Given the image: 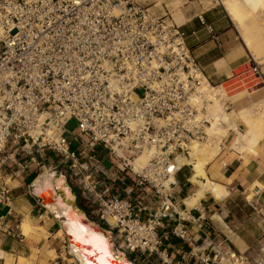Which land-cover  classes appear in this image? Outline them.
<instances>
[{"label": "built area", "instance_id": "built-area-1", "mask_svg": "<svg viewBox=\"0 0 264 264\" xmlns=\"http://www.w3.org/2000/svg\"><path fill=\"white\" fill-rule=\"evenodd\" d=\"M249 70L260 73L254 62ZM230 100L205 79L170 16L133 0H0V232L12 233V181L63 171L133 263L186 264L163 245L168 235L188 242L176 158L210 144L212 124L225 126L211 107L229 113ZM142 153L149 159L136 167ZM110 181L123 186L115 192ZM201 245L207 253H188L194 264H264L222 249L208 232Z\"/></svg>", "mask_w": 264, "mask_h": 264}, {"label": "crops", "instance_id": "crops-1", "mask_svg": "<svg viewBox=\"0 0 264 264\" xmlns=\"http://www.w3.org/2000/svg\"><path fill=\"white\" fill-rule=\"evenodd\" d=\"M133 1L148 7L157 16H170L175 23L172 13L177 9L180 23L176 24L185 34V45L201 68L205 79L212 85H223L230 97L236 94L235 92L245 91V98L239 106L234 100H230L231 111L235 112L241 106L252 118L258 115V105L264 101V63L257 65L260 72L258 74L249 70L253 62L252 56L243 46L222 9L214 6L203 10L200 0ZM237 124L239 131L244 132L247 129L244 123L237 121ZM234 137L235 133L230 132L227 146L223 147L217 159L206 167L207 176L226 188L225 198L219 200L205 193L188 209L184 201L196 190V186L189 181L191 169L184 167L177 173L175 197L182 203L188 242L168 235L163 245L171 260H181L183 257L186 264H194L188 253L196 247L204 250V253L208 252L206 246L201 245L204 235L208 232L212 235L214 244H221L222 249L229 248L249 263H264V137L258 142L253 153L231 147L230 143ZM34 176L31 171L25 172L20 179L10 184L13 190V215L5 219V226L11 229L12 233L7 235L0 232V250L15 259L34 257V264H77L69 253L64 237H56L57 232L61 230L58 221L38 201V194L32 187ZM61 176L65 178L71 191L74 208L86 221L106 231L101 227L103 223L97 217L95 206L80 195L63 171ZM109 184L116 192L122 183L110 181ZM6 210L7 208L0 207V215H4ZM13 218L20 221L18 231H14ZM91 218H97V224L91 221ZM25 219H29L38 229L28 238L21 234V225ZM175 224L176 221L166 223V232H170ZM111 235L114 245L117 246L118 242L112 232ZM61 251L65 259L62 258ZM50 252H54V260L45 258ZM122 253L131 260L125 251ZM209 253L213 254V251L210 250Z\"/></svg>", "mask_w": 264, "mask_h": 264}, {"label": "bare ground", "instance_id": "bare-ground-1", "mask_svg": "<svg viewBox=\"0 0 264 264\" xmlns=\"http://www.w3.org/2000/svg\"><path fill=\"white\" fill-rule=\"evenodd\" d=\"M210 4L222 7L226 16L234 24L243 46L249 53L251 52L256 56L252 59L253 62L262 61L257 59V56L264 50V40H252L250 38L251 29H247L246 20H252L253 30L264 35V24L258 23V18L264 16V0H214L213 3L209 2ZM172 15L176 23H180L177 9ZM235 93L230 98L238 105L244 100L246 92L240 90ZM257 111L258 115L252 118L250 113L241 106L237 111H230L229 113L223 112L217 102H214L211 107L213 115L235 116L247 126V129L241 133L237 129L236 122L223 118L224 122H227L235 133V137L230 143L231 147L251 153L255 151L258 142L264 137V101L260 102ZM228 130L224 127H215L212 124L211 128L208 129L210 139H213L211 144H190L181 155L177 156V167L190 168L189 181L196 186V190L184 201V205L188 209L193 207L205 193L219 200L226 197V188L213 182L207 176L206 166L209 161L217 158L220 150L219 137L226 136ZM148 159L149 154L142 153L135 158L134 165L136 167L143 165ZM217 173H219L218 169ZM32 187L36 194L50 192L55 195L58 192L55 201L47 206V210L56 218L61 227L56 237H69V253L77 264H135L127 259L119 247H115L111 233L103 234L96 225L85 221L84 216L73 208L71 203H68V200H72V194L63 176L53 179L51 176L41 175L33 181ZM33 230L35 228L29 219H25L21 225L22 236L26 237ZM54 255V252H50L45 258L52 260L55 258ZM0 262L2 264H33L30 258L24 257H18L14 261L13 256L1 250Z\"/></svg>", "mask_w": 264, "mask_h": 264}, {"label": "rangeland", "instance_id": "rangeland-1", "mask_svg": "<svg viewBox=\"0 0 264 264\" xmlns=\"http://www.w3.org/2000/svg\"><path fill=\"white\" fill-rule=\"evenodd\" d=\"M213 1L214 0H200V4H201V8L203 9V10H207V9H209V8H212V7H214V6H216L217 8H219V9H222V7H220L219 5H213V4H210L209 5V2H212L213 3ZM223 10V9H222ZM224 12V11H223ZM225 14V13H224ZM226 15V14H225ZM264 16H260L259 18H258V23H260V24H264ZM253 22H252V20H246V24H247V29L249 28V30L251 31L250 32V38L252 39V40H264V35L261 33V32H258V31H256V30H253V26H251V24H252ZM231 24H232V26L233 27H235L234 26V24L231 22ZM250 54H251V56H252V59H254V57L256 58V56H254V54L253 53H251L250 52ZM257 59H260V60H262V61H255V63L258 65V64H263L264 63V50L261 52V54L260 55H258L257 56ZM231 111V110H230ZM223 116V118H228L229 119V121H233L236 125H238L237 124V121H239V122H241L242 123V121L240 120V119H238L237 117H235V116H226L225 117V115H222ZM224 128L225 129H232L231 127H229L228 126V124H227V122L225 123V126H224ZM66 129L68 130V132H69V134L67 135V139H68V141L72 144V146L73 147H75L77 144H76V142H74V137H75V134H76V123L74 122V121H72V122H70L67 126H66ZM233 130V129H232ZM241 132V131H240ZM230 133V132H229ZM229 133H227V135L226 136H224V137H219V148H220V150L218 151V154L220 153V151H221V149L223 148V147H226L227 146V144H228V142L230 141V140H228V137H229ZM242 133V132H241ZM213 141V139L211 140V142ZM211 142H210V144H211ZM217 159V158H216ZM216 159H214V160H211V161H209V163L207 164V165H210L213 161H215ZM207 167V166H206ZM28 181H30V178L28 179ZM43 195V197L44 198H47L48 200H50V195L47 193V194H42ZM24 221V220H23ZM91 221H93L95 224H97V218H91ZM23 223V222H22ZM31 223V222H30ZM31 225L33 226V228H35V230H33L32 232H30L27 236H26V238H28L29 236H31L32 234H34V233H36V231L38 230L37 229V227H36V225H34V224H32L31 223ZM101 227L103 228V229H105L106 231H108V232H110L109 231V229L107 228V227H105V226H103V225H101ZM111 233V232H110ZM64 239L66 240V238L64 237ZM67 241V240H66ZM115 247H118V245L117 246H115ZM120 251H122L123 252V250L121 249ZM63 254V252L61 251V256H62V258H64V256L62 255ZM55 256V255H54ZM56 258V257H55ZM54 258V259H55ZM129 258L131 259L132 258V255H129ZM53 259V260H54ZM65 259V258H64ZM16 259L14 258V261H15ZM30 260L33 262V264H34V257H32V258H30Z\"/></svg>", "mask_w": 264, "mask_h": 264}, {"label": "water", "instance_id": "water-1", "mask_svg": "<svg viewBox=\"0 0 264 264\" xmlns=\"http://www.w3.org/2000/svg\"><path fill=\"white\" fill-rule=\"evenodd\" d=\"M67 184V183H66ZM68 186V185H67ZM48 194L50 195V200H47L46 198H44L43 197V195L42 194H38L37 196V198H38V201H39V203L41 204V205H43V206H48L49 204H51V203H53L54 201H55V199H56V196H57V194H58V192L55 194V195H53V194H51L50 192H48ZM68 203L70 204L71 203V206L74 208V203H73V201L72 200H68ZM86 221V220H85ZM93 224V223H92ZM103 234H105V235H107V233L108 232H106V231H103V230H101V229H99ZM66 238V240H67V245L69 244V242H68V239H69V237H65ZM131 261V260H130Z\"/></svg>", "mask_w": 264, "mask_h": 264}]
</instances>
